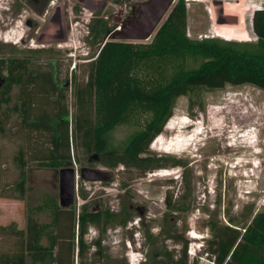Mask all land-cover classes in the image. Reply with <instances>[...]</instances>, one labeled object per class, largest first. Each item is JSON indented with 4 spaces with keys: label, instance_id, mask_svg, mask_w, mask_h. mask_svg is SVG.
Wrapping results in <instances>:
<instances>
[{
    "label": "rangeland",
    "instance_id": "rangeland-1",
    "mask_svg": "<svg viewBox=\"0 0 264 264\" xmlns=\"http://www.w3.org/2000/svg\"><path fill=\"white\" fill-rule=\"evenodd\" d=\"M225 1L228 3L220 8L222 15L211 24L210 14L219 12L214 3L210 0H184L187 33L193 37L217 34L242 39L241 31L233 29L235 23L231 18V3L235 0ZM240 2L250 6L264 5V0ZM20 3L23 4L20 0H0V57L28 55L32 62L49 67L51 64L42 60L43 50H37L39 41L33 30L36 26L28 28L23 21L25 15L36 19L37 13L31 9H24L23 14L17 13ZM76 18H79L74 29L77 38L73 43L77 44V51L85 45L81 35L86 31V25L85 17ZM249 27L251 29V24ZM25 29L32 31L31 38L21 42L19 38ZM150 37L143 40L148 41ZM250 37H256L252 29ZM60 49L61 55L64 51ZM51 55L58 54L53 52ZM87 66L75 58L58 65L61 78L67 76L64 102L69 109L71 129L75 114L80 112L76 105L75 86L77 82L80 85L85 82ZM11 92L14 100L16 89ZM18 125L16 113H11L5 131L0 132V264H30L24 247L27 218L33 216L41 222H48L50 209L43 204L44 201L53 197L59 203L58 173L55 177V169L37 165V161L29 157L28 136L26 132L16 130ZM132 129L131 125L114 126L109 131L111 143L119 145ZM72 135L70 153L76 168L86 163L88 153L78 143L79 137L75 138V131ZM21 147L26 149L22 196L16 187L21 175L15 160ZM147 152L180 160V163L155 167L139 175L122 164L110 168L92 157L90 165L102 169L110 178L82 181L76 177L74 200L70 205L76 213L81 204L93 207L98 200L101 207L114 214L100 231V236L104 235L101 264H156L157 260L167 259L169 253L178 257L181 243L161 231L171 227L188 239L189 264L194 261L196 264H212L201 249L211 236L208 221H231V224L242 226L257 211L264 210V89L249 82L238 85L226 82L221 88L201 86L177 96L171 116L162 131L152 139ZM168 192L172 193L173 200L183 203V208L174 210L165 205L164 196ZM182 194L184 197L181 198ZM128 203L144 205L146 211L141 216L133 211L132 218L124 223L118 222L117 208ZM96 234L95 226H89L84 238L89 241ZM40 241L48 243L46 235H42ZM88 256L84 257L85 264L93 263ZM79 260L74 236L72 261L70 259L68 264H78Z\"/></svg>",
    "mask_w": 264,
    "mask_h": 264
},
{
    "label": "trees",
    "instance_id": "trees-1",
    "mask_svg": "<svg viewBox=\"0 0 264 264\" xmlns=\"http://www.w3.org/2000/svg\"><path fill=\"white\" fill-rule=\"evenodd\" d=\"M253 11L250 24L256 34L254 39L217 34L190 36L184 0H176L150 40H105L97 57L87 66L83 85L76 83L74 91L80 112L74 116L72 129L64 102L66 79L52 78L49 69L30 61L27 55L0 57V68L5 71L0 78V132L5 131L11 113H16V130L28 136L29 157L37 165L52 169L72 164L70 146L74 131L84 151L96 152L110 168L122 164L140 175L155 167L180 163L147 152L150 142L171 116L177 96L201 86L221 88L226 82H249L264 89V5ZM118 124L134 129L119 145H114L109 131ZM25 151L21 147L15 155L21 175L16 181L20 196L24 192ZM164 202L174 210L183 208V203L172 199L171 192L165 194ZM43 204L49 206L50 221L28 216L26 222L24 247L30 264H68L72 261L74 236L80 256L78 264L87 263V254L91 264H101L100 234L89 241L84 238L87 227L98 224L101 212L89 211L84 203L76 213L73 207L62 206L53 197ZM106 216L104 223L114 214L109 212ZM125 220L120 218L118 222ZM231 223L208 221L211 236L201 248L207 258L212 264H264V210L257 211L242 226ZM161 231L181 243V253L176 258L169 253L167 259L157 260L156 264H189L188 239L175 227ZM42 235H46L48 243L40 241Z\"/></svg>",
    "mask_w": 264,
    "mask_h": 264
},
{
    "label": "flooded vegetation",
    "instance_id": "flooded-vegetation-1",
    "mask_svg": "<svg viewBox=\"0 0 264 264\" xmlns=\"http://www.w3.org/2000/svg\"><path fill=\"white\" fill-rule=\"evenodd\" d=\"M15 2V0H11ZM17 13L23 14L22 11L33 10L37 13V18L25 15L23 21L26 23L28 28L35 25L36 28V38L38 39L39 47L37 50H43L44 57L42 58L44 63L51 64L49 67L41 66L43 69H49L52 78L62 79L60 74V69L58 67L61 63L70 62L72 58H75L81 62L89 64L98 55V51L107 39H120V40H132V41H145L143 39L152 36L158 25L164 20L168 14L171 6L176 0H172V3L163 14L158 19L154 28H151L152 23L155 21L158 13L165 5L167 0H20ZM225 0H210V3H214L219 12L217 14H210V22L213 24L217 18H220L222 11L220 8L223 7ZM26 6H25V5ZM231 4H235L232 2ZM231 10V18L235 23L233 29L235 31H242L248 27V19L250 14V5L244 3L237 4ZM209 7V6H208ZM237 15V21L234 18ZM85 17L86 31L81 35V39L85 45H81L76 51L77 44L73 43L75 38H77L76 31V21L79 18ZM234 16V17H233ZM212 18V19H211ZM149 31V32H148ZM31 33L29 29H25L24 33L21 35L19 40L21 42H27L31 38ZM151 39V37H150ZM86 47V48H85ZM64 51L59 53V50ZM85 49L82 51L81 49ZM57 52L58 55H51V53ZM22 56V55H19ZM26 56V55H24ZM28 56V55H27ZM2 57V56H1ZM14 56H8L6 58H11ZM30 58V56H28ZM30 61L31 58L29 59ZM1 66V61H0ZM4 71L0 68V73ZM5 72V71H4ZM65 85H67V76ZM90 153V154H89ZM87 156L86 163L80 164L78 167H74L73 164L68 166H73L75 168L74 174L76 182V177L78 180H90L94 181L97 179H84L80 176V169L85 168H96L90 165L91 158L95 160H100V157L96 152H89ZM102 163V162H101ZM103 164V163H102ZM98 169V168H96ZM101 178L99 180H107L110 178L105 172L100 169ZM57 172L55 173L56 177ZM104 174L106 178L104 179ZM80 178V179H79ZM59 182V174H58ZM78 185V184H77ZM75 189V185H74ZM126 193V190H124ZM60 204V203H59ZM72 204V203H71ZM69 204L68 206H70ZM88 205V204H87ZM89 211L95 212L100 211L101 217L97 223H91L89 226H95L97 234H100L103 228L104 222L106 221V215L110 211L101 207L98 200H95V205L93 207H88ZM141 208H143V213L140 214ZM117 216L120 218H126L129 220L133 216V211H137L139 216L143 215L146 211L144 205H134L128 203L127 205L121 204L117 210ZM108 224V222H106ZM77 230H78V225ZM87 227V229L89 228ZM87 233V231H86ZM104 235L101 236V254L104 252ZM93 249V248H92ZM97 250V249H95ZM133 251L134 248H133ZM78 254V250H77Z\"/></svg>",
    "mask_w": 264,
    "mask_h": 264
},
{
    "label": "water",
    "instance_id": "water-1",
    "mask_svg": "<svg viewBox=\"0 0 264 264\" xmlns=\"http://www.w3.org/2000/svg\"><path fill=\"white\" fill-rule=\"evenodd\" d=\"M172 3V0H167L165 5L162 7L160 12L158 13V16L156 17L155 21L152 23L151 28H154L156 25L158 19L163 14V12L170 6ZM235 22L237 21V15L234 18ZM149 32V31H148ZM1 81V79H0ZM75 168L73 166L68 167H61L55 169V172L59 174V203L62 206H68L71 204L74 200V174ZM100 172H102L100 169L96 168H81L80 169V176L84 179H99L101 178ZM106 178V175L104 174V179ZM143 208H141L140 214L143 213Z\"/></svg>",
    "mask_w": 264,
    "mask_h": 264
},
{
    "label": "bare ground",
    "instance_id": "bare-ground-1",
    "mask_svg": "<svg viewBox=\"0 0 264 264\" xmlns=\"http://www.w3.org/2000/svg\"><path fill=\"white\" fill-rule=\"evenodd\" d=\"M236 5L235 4H232L231 5V8H234ZM256 7H258L257 5H255V4H253L252 6H250V14H249V18L251 17V14H252V11L256 8ZM254 12V11H253ZM252 21V20H251ZM251 21H249V19H248V27H246V29L245 30H242L241 31V36H242V39H249V38H251L250 37V31H251V29H250V23H251ZM167 172H165V173H162V174H166ZM161 174V173H160ZM169 174V173H168ZM167 174V175H168Z\"/></svg>",
    "mask_w": 264,
    "mask_h": 264
},
{
    "label": "crops",
    "instance_id": "crops-1",
    "mask_svg": "<svg viewBox=\"0 0 264 264\" xmlns=\"http://www.w3.org/2000/svg\"><path fill=\"white\" fill-rule=\"evenodd\" d=\"M228 3V1H225L224 4ZM240 3V0H235V5L238 6L237 4ZM214 24V23H213ZM213 29H214V26H213Z\"/></svg>",
    "mask_w": 264,
    "mask_h": 264
},
{
    "label": "built area",
    "instance_id": "built-area-1",
    "mask_svg": "<svg viewBox=\"0 0 264 264\" xmlns=\"http://www.w3.org/2000/svg\"><path fill=\"white\" fill-rule=\"evenodd\" d=\"M211 261V260H210ZM211 263H212V261H211Z\"/></svg>",
    "mask_w": 264,
    "mask_h": 264
}]
</instances>
